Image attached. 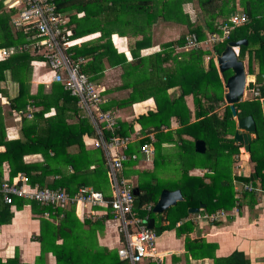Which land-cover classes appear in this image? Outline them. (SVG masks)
I'll list each match as a JSON object with an SVG mask.
<instances>
[{
	"label": "trees",
	"instance_id": "obj_1",
	"mask_svg": "<svg viewBox=\"0 0 264 264\" xmlns=\"http://www.w3.org/2000/svg\"><path fill=\"white\" fill-rule=\"evenodd\" d=\"M55 1L58 10L67 15L66 29L73 31L75 37L92 32L97 34L87 37L74 46L75 55L84 58L81 65L82 71L107 99L101 104V108L116 116L119 125L115 130L116 133L120 137L133 138L139 135L137 131L141 135L145 133L143 138L134 142L135 144L131 143L125 150L129 159L125 160L124 165L129 166L136 162L132 155L138 152L143 144L152 142L146 136L147 133H154L153 136L156 137L155 144L159 156L155 158V165L159 158L167 157L160 153L164 141L177 140L181 143V152L174 157L184 160L185 175L182 179L176 180L175 187L170 188L180 189L183 200L168 209L167 216L173 224L170 226H175L178 219L181 220L187 216L190 207H200L205 204L204 213L226 211L228 218L233 216L235 209L239 212L246 202L251 207L259 203V196H264L261 194L264 190L259 193L255 189H244L242 184L239 185L240 189H236L235 182L231 179L232 166L236 161L235 155L239 153L243 144L237 142L234 137L227 138L229 135L234 136L236 129V120L233 118L230 105L226 104L225 119L218 112L220 105L225 102V88L215 60L210 58L206 67L203 63V55L209 53V50L203 48H192L183 53L175 51V44L184 46L186 37L192 33H196L199 39L206 38L204 27L190 25V32L182 34L176 41L167 42L162 51L138 57V60L134 62V60L130 61L126 51L118 52L115 48L113 30L107 24L110 19L103 20L104 18L95 12L97 6L102 12L110 7L109 0ZM135 1L111 2L115 5L116 20L120 14L127 11L129 5L136 4ZM184 1L163 0L159 14L166 20H170L171 15L177 18L179 16L177 9L183 5ZM200 1L202 6L206 7L207 15L211 16L207 29L212 32H221L220 25L214 21L218 17H231L238 11H245L248 14L247 22L234 27L226 40L214 46L220 54L227 41L246 38L248 42L240 47L239 58L241 60L248 58L250 73L256 70L264 73V0ZM228 4H231L230 11H228ZM102 12H99L100 15ZM11 13L4 0H0V48L12 49L8 57L0 58V99L4 97L8 99L6 111H3L0 101V146H4L3 150L0 149V185L6 178L12 183L22 175L28 178L29 188L35 186L63 188L73 193L79 188L80 183H83L85 186H94L96 190L108 194L111 188L105 151L87 142V137L99 138L102 134L105 138H109L115 131L106 128L105 121L99 118L93 121L87 116L86 112L78 106V98L70 94L61 83L55 81L46 83L51 79V72L46 67H38L37 70L33 67L35 61H43L42 55L34 54L29 48L19 49L21 45L27 43V35L21 29L14 31L10 22ZM229 18L224 19L222 23ZM97 40L99 43H96ZM251 43L254 48L249 51V54L246 53V48ZM106 61L108 65L123 64L124 71L121 75L125 77V82L105 90L102 83L105 77ZM169 61L171 63L165 65ZM230 74L231 71L229 74L227 71L222 73L224 80ZM131 75L137 76L136 81H132ZM33 82L37 83V90L34 92L31 88ZM128 85L133 87L128 96L108 98L107 91L124 89ZM258 85L260 84L256 81L248 82V88L253 89L252 92ZM175 86H178L179 94L171 97L169 89ZM260 87V95L239 101L236 103V108L238 116L252 114L258 124L257 139L251 144V160L255 162L259 184L262 187L258 185V181H252L250 176H238L240 177L238 180H243V183L252 185L254 188L264 189V115L260 100L261 96L264 97V85L261 84ZM188 95L193 97L196 104L195 120H191L193 113L186 103ZM148 97L155 98L156 110L149 109L144 113H136L130 119L119 118L116 114L118 109L131 108L136 102ZM239 103L240 106L237 107ZM28 106L32 107V116H22L19 136L9 137L8 126L17 122L15 116L19 111L29 113ZM171 116H176L181 125L176 133L164 130L165 126L171 125ZM259 117L261 122L258 120ZM10 119H13L14 123H9ZM136 122L140 124V127H137ZM185 134H189L193 139H185ZM196 139L205 140L206 152L198 153L195 150ZM190 154H192L191 157ZM199 165L209 166L210 173L202 176L189 175V170ZM206 178L209 179L208 182ZM226 180L228 183L223 184ZM164 181L159 177L153 183L142 181L140 188H146L145 194H141L142 203L157 201L160 191L167 186L164 185ZM18 184H23V178L18 180ZM26 201L24 198L15 197L13 203H5L3 193L0 191V224L10 223L14 216L13 207L20 208L26 204ZM28 202L32 206V211L41 219V233L37 240L41 243L42 256L38 257L34 263L20 262L18 254L8 257L5 261L0 256V264H45L46 261L43 259L49 251L54 253L57 264H128L127 260L120 259L117 249L106 247L96 249L93 243L91 244V231H81L80 225L79 227H76L77 224L72 225L70 219L73 218L75 207L58 208L56 212L65 214L59 225H56L48 219L56 214L53 213L51 206L33 200ZM152 209L153 205L150 208V214L154 213ZM139 210L138 208L137 211ZM46 211L50 212L49 217L44 216ZM144 213L147 212L144 211ZM113 216L108 213L107 218H113ZM226 217L213 223H218ZM161 227L165 228V226ZM159 230L157 229V232ZM120 233L122 235V232ZM58 239H61V242L57 244ZM238 255L239 253L233 254L227 259L239 264H249V259L244 254L240 261L236 260Z\"/></svg>",
	"mask_w": 264,
	"mask_h": 264
},
{
	"label": "crops",
	"instance_id": "obj_2",
	"mask_svg": "<svg viewBox=\"0 0 264 264\" xmlns=\"http://www.w3.org/2000/svg\"><path fill=\"white\" fill-rule=\"evenodd\" d=\"M113 1L115 2L118 0H109L108 5L110 7H107L103 12L101 8L97 6L95 8V12L97 15L104 18L103 20H107L108 18L110 19V22L107 24H109L110 28L113 30L112 34L113 42L115 44L114 46L118 49V52L126 51L130 61L134 60L135 62L138 60V57L141 58L142 56H149L162 51L165 49V44L167 42L176 41L182 34L190 32V25H193V27L197 25L204 27L207 36L212 32L207 29L208 21L211 16L207 15V9L205 6H202V2L200 0H185L183 5L177 9L179 12V18L177 17V19L176 16L173 18L171 16L174 15H171L170 20H166L161 14H159L162 9L163 0H136L135 2L137 3L129 5L127 11L124 14H120L116 20L115 5L111 3ZM228 7V11H230L231 4H228ZM154 10L155 12L153 13ZM210 10H212V8ZM100 11L102 12L101 15L99 13ZM227 18L221 16L214 21L217 25H221L222 21ZM111 20H113V22ZM95 35L97 34L92 32L83 36L87 38ZM96 43H99V40H97ZM175 47V51L177 53L187 51L186 49H183V46L181 47L178 44H175ZM247 60L248 58L243 60L247 74L261 73V71L258 70L254 73H250ZM167 63L170 64L171 61L166 62L165 65ZM105 64V77L102 83L105 90L106 88L109 89L110 87L116 85L118 86L125 82V77H122L121 75L124 71L123 64L108 65V61H106ZM37 69L38 68L35 70ZM220 73L222 74V72ZM130 78L132 81H136L137 76L131 75ZM31 88L33 92L37 90V83L33 82ZM132 88V85H128L127 88L120 90L111 88L113 90L107 91L106 93L108 98L114 99L116 97L128 96V94L133 90ZM169 93L171 97L177 96L179 94L178 86L170 88ZM263 99L260 100L262 101ZM0 101L2 103L1 105H3V111H6V108L8 107L7 97L2 98V100L0 99ZM240 101H242V98ZM186 103L193 113L191 120H195L196 118L194 112L196 104L191 95L186 97ZM225 103L228 104L226 101ZM133 106H136V108L138 107L139 110L136 112L137 114L147 112L149 109L156 110L157 108L154 97H148L145 100L138 101ZM129 108L130 107H126L121 110L118 109L116 114L120 118V112ZM219 113L221 116L226 117L223 112L219 111ZM133 116L134 114H129L127 117L121 118L130 119ZM237 117L238 115L233 116L234 120H237ZM170 120L171 125L165 126L164 130H171L176 133L177 129H179L181 125L176 116H171ZM136 125L137 127H140L138 122H136ZM20 126L21 119L17 120V122L12 125H9L7 129L8 136L11 138L19 136ZM150 134L154 133H147L146 136L151 139ZM143 135H145V133ZM253 136L257 139V133H253ZM230 137H232V135H229L227 138ZM184 138L187 140L193 139V137L189 134H185ZM155 142L156 137L150 143L152 154L145 156L144 153L139 150L137 152L139 157L134 159L136 162L130 164L129 166L125 165L127 178L132 181L134 189L138 188L140 198L141 194L143 195L146 192L145 187L140 188V183L142 181H150L153 183L157 181V177H159L160 180H165L164 185H167L166 188L163 189L174 190L170 187H175L177 184L176 180L182 179L185 175L184 160L174 157L175 154L178 155V153L181 152V143L177 140L164 141L161 145L160 153L163 156L166 155L167 157L159 158L157 164L155 165V158L159 156V151H157V145ZM0 149L3 150L4 146H0ZM191 156L192 154H190V157ZM190 157L187 156V158ZM234 163H236V161ZM255 166V162L251 160V151H246V153L242 156V161L237 165V167H240L237 176H250L251 178V174L256 172ZM210 171L209 166L199 165L192 167L189 170V175L202 176L210 173ZM235 179L236 178L234 176L233 180ZM205 180L208 182L209 179L206 178ZM256 181H258V185L262 187L261 184H259L260 181L258 176ZM239 183L242 184L241 181H239L238 184ZM82 185L84 184L80 183V186ZM88 187L95 189V187L91 185H88ZM261 189L264 190L263 188ZM162 190L160 191L159 196ZM110 194L111 191L107 195ZM259 197V203L254 207H251L246 202L239 212L235 209L233 216H229L228 218L226 217L218 223L210 222L211 224H207L206 222H209L207 220H195L194 217L196 212H189V214L183 217V219H178L175 226H170L173 224L171 219L167 216L168 209L171 206L163 212L153 211L154 213L150 214V209L148 207L150 205H153L154 207L157 201H150L149 203L144 204L142 203L141 198V205L139 209H143L147 213L140 217L144 218L148 216L149 219L154 218V228L152 229H154L157 234L155 250L158 254L156 260L146 258L144 260V264H239L238 262L235 263L234 261H229L227 259L231 255L237 253H239L236 258L238 261L241 260L244 254L249 259V264H264V196ZM71 207H75V205ZM204 207L205 204H202L199 207V213H204ZM137 209L138 208H136V210ZM12 210L14 212V216L11 222L0 224V256L5 261L8 257H13L15 254L19 253L21 256V258L19 257L20 262L34 263L38 260L40 254L41 244L37 240V237L41 233V219L32 211V206L29 202L27 203V201L24 206L20 208L16 206L13 207ZM90 210L91 209L89 207H85L84 212L82 213L75 207L73 218L70 219V222L73 223L72 225L77 224L76 227H79L80 225L79 230L81 231H93L92 233L90 232L92 235L91 244L93 243V246H95L96 249L106 247L109 249L115 248L118 251V248L125 239V235L123 233L121 235L118 230L119 220L114 218V216L113 218H107L108 213H112L108 211V209L107 212L102 207L98 208V213H100V215L92 218V214H89ZM64 214L65 213L56 212V214L48 219H50L52 223L59 225L60 221L64 218ZM149 219L147 220V223ZM161 226H165V228ZM157 229L161 230L157 232ZM60 242L61 239H58L57 244ZM187 246H189V248ZM43 260H45L47 264H57L56 257L51 251L46 254V258Z\"/></svg>",
	"mask_w": 264,
	"mask_h": 264
},
{
	"label": "built area",
	"instance_id": "obj_3",
	"mask_svg": "<svg viewBox=\"0 0 264 264\" xmlns=\"http://www.w3.org/2000/svg\"><path fill=\"white\" fill-rule=\"evenodd\" d=\"M8 11H11L10 22L14 31L23 30L27 35V43L19 47L20 50L29 48L34 54L42 55L43 61H35L33 67H46L51 72V81L61 83L70 94L76 96L78 106L83 109L87 116L93 121L99 118L105 121L106 128L113 132L119 127L117 118L111 112L104 111L101 104L106 102V97L102 94L97 85L91 81L88 75L82 71L81 65L84 62L82 56L75 55V47L80 44L85 36L75 37L73 31L67 30L65 22L67 15L60 12L55 0H4ZM249 19L245 11H238L222 23L219 27L221 32H212L206 39H199L196 33L186 37L183 48L186 50L192 48H201L205 43L216 44L223 42L229 37L230 31ZM212 45V46H213ZM74 47V48H73ZM239 54L240 47H235ZM12 49L0 48V58L8 57ZM264 85V83H262ZM261 85V83H260ZM258 85L253 91L254 96L260 95L261 87ZM248 86V84H247ZM247 87L244 93L246 97ZM264 97H260L263 99ZM29 113L20 111L18 117L26 115L32 116V107L28 106ZM21 113H24L22 115ZM118 126V127H117ZM100 132V131H99ZM138 136L120 137L115 133L109 138L100 134L99 138H88L95 147H100L105 151L106 163L108 166L109 182L111 194L107 195L102 191L82 185L75 192L70 193L63 188L28 187V178L19 176L12 183L6 178L0 185V191L3 193L5 203H13L15 197L24 198L27 201L33 200L41 204L52 207L53 213L58 208H67L74 206L79 212H84L85 207L91 210L92 218L100 215L98 208L102 207L110 211L114 218L119 220V231L125 235V239L118 248V254L121 260H127L128 264H144L146 258L156 260L157 234L148 226L147 217H140L134 206L136 195L134 185L127 178L124 162L129 159L125 153L131 143L143 138L137 131ZM154 139L153 134H150ZM150 143H145L140 147V151L145 156L152 154ZM139 157L138 153L132 155L133 159ZM23 178V184H18V180ZM236 189H240L239 180L235 179ZM243 181H241L242 183ZM244 189H255L259 193L263 190L260 187L254 188L252 185L242 183ZM151 208V205L148 207ZM105 211V213H106ZM107 211V212H108ZM45 217L50 216V212L44 213ZM227 216L226 211H216L211 213H198L194 219H203L209 222L218 221Z\"/></svg>",
	"mask_w": 264,
	"mask_h": 264
},
{
	"label": "water",
	"instance_id": "obj_4",
	"mask_svg": "<svg viewBox=\"0 0 264 264\" xmlns=\"http://www.w3.org/2000/svg\"><path fill=\"white\" fill-rule=\"evenodd\" d=\"M248 40L246 38L238 40H229L223 51L217 55L216 62L220 72L224 73L231 70L232 73L228 76L225 83L226 91L224 92L225 101L230 105L233 116L238 115L236 103L244 96L248 81L254 80L258 83H264V73L247 74L244 61L239 58L235 47L246 45ZM262 107L264 111V99L262 100ZM225 119V117H224ZM236 129L234 132V139L243 144L247 152L251 151V144L256 140L253 133L257 132L258 125L255 117L252 114L246 116H238L236 120ZM196 150L198 152H205L207 149L206 142L203 139H196ZM257 173L251 174V180H257ZM224 181L223 184H227ZM136 199L134 202L135 208L141 205V198L139 196L138 188L134 189ZM183 200V194L180 189L169 190L163 189L156 204L153 207L154 212H163L172 205H176L178 201ZM199 207H190L189 212H199ZM148 226L154 228V218H150Z\"/></svg>",
	"mask_w": 264,
	"mask_h": 264
},
{
	"label": "rangeland",
	"instance_id": "obj_5",
	"mask_svg": "<svg viewBox=\"0 0 264 264\" xmlns=\"http://www.w3.org/2000/svg\"><path fill=\"white\" fill-rule=\"evenodd\" d=\"M208 36L206 35V38H207ZM206 38H204V39H206ZM228 42V41H227ZM254 43V42H253ZM253 43H251V44H249V46L246 48V53L248 52L249 53V51L251 50V49H253L254 48V45H253ZM206 44V46L204 45L203 47H201V48H203L204 50H209V53H206L205 55H203V58H204V61H203V63H204V65L207 67V65H208V63H209V60H210V58H213L214 60H215V62H216V57H217V55H218V52H217V50H216V48H215V46L213 45V44H211V43H205ZM213 45V46H212ZM183 49H185V48H183ZM241 49V48H240ZM240 49H239V54H240ZM250 54V53H249ZM231 70H227V73L229 74V72H230ZM220 73V72H219ZM221 74V73H220ZM221 77H222V80H223V82L225 83L226 81H224V77L222 76V74H221ZM249 82V81H248ZM225 88V87H224ZM226 90V89H225ZM252 90L253 89H251V88H248L247 87V91H246V97L245 96H243L242 97V101H244V100H246V99H250L251 97H254V94H253V92H252ZM238 103V102H237ZM251 104H252V102H250ZM248 105V104H247ZM238 106H240V103L239 104H237V107ZM225 108H226V103L224 102V103H222V105H220V107H219V109H218V112L220 111V112H223L224 113V111H225ZM240 108V107H239ZM138 107L136 108V106H131V108H129V109H127V110H122L120 113H121V116L120 117H127L129 114H135L136 112H138ZM20 112V111H19ZM19 112L18 113H16V116H15V119H16V121L17 120H19L20 119V117H18L17 116V114H19ZM222 113V114H223ZM22 115H24V113H21ZM220 114V113H219ZM26 116V115H25ZM264 117V116H263ZM260 117H259V121H260ZM261 122V121H260ZM9 123H14V121H13V119H10L9 120ZM233 137V136H232ZM246 153V150L244 149V147L242 146V147H240V150H239V153H237L236 155H235V160H236V163H233V165H234V167L232 168V170H231V179H233V177L235 176V178L236 179H238V176H237V174H238V170H239V168L240 167H237V165L239 164V162H241L242 161V156H243V154H245ZM225 160H228L227 158H225ZM234 174V175H233ZM261 194H264V193H261ZM137 211V210H136ZM138 213H139V216H143L145 213H144V210L143 209H140L139 211H137ZM199 212H196L195 213V216L198 214ZM141 214V215H140ZM198 221H200V220H198ZM202 221V220H201ZM207 224H211L210 222H206ZM41 244V243H40ZM42 253H43V251H42V248H41V246H40V254H39V257L40 256H42ZM16 255V254H15ZM18 255H19V257L21 258V256H20V254L18 253Z\"/></svg>",
	"mask_w": 264,
	"mask_h": 264
},
{
	"label": "flooded vegetation",
	"instance_id": "obj_6",
	"mask_svg": "<svg viewBox=\"0 0 264 264\" xmlns=\"http://www.w3.org/2000/svg\"><path fill=\"white\" fill-rule=\"evenodd\" d=\"M254 97H257V96H254ZM254 97H251V98H254ZM243 146V145H242Z\"/></svg>",
	"mask_w": 264,
	"mask_h": 264
},
{
	"label": "clouds",
	"instance_id": "obj_7",
	"mask_svg": "<svg viewBox=\"0 0 264 264\" xmlns=\"http://www.w3.org/2000/svg\"><path fill=\"white\" fill-rule=\"evenodd\" d=\"M239 55V54H238Z\"/></svg>",
	"mask_w": 264,
	"mask_h": 264
}]
</instances>
